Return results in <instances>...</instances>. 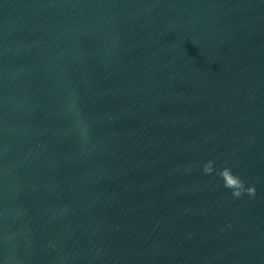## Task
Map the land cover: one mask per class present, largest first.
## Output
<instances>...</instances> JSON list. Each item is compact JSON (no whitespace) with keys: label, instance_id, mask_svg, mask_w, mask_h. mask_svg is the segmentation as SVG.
I'll list each match as a JSON object with an SVG mask.
<instances>
[{"label":"water","instance_id":"1","mask_svg":"<svg viewBox=\"0 0 264 264\" xmlns=\"http://www.w3.org/2000/svg\"><path fill=\"white\" fill-rule=\"evenodd\" d=\"M0 264H264V0H0Z\"/></svg>","mask_w":264,"mask_h":264}]
</instances>
